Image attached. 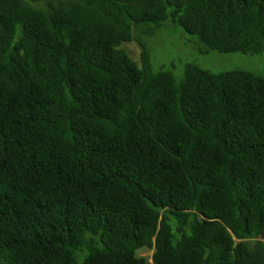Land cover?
Wrapping results in <instances>:
<instances>
[{"label":"trees","instance_id":"16d2710c","mask_svg":"<svg viewBox=\"0 0 264 264\" xmlns=\"http://www.w3.org/2000/svg\"><path fill=\"white\" fill-rule=\"evenodd\" d=\"M42 1L0 0V264H264V77L132 33L260 55L264 0Z\"/></svg>","mask_w":264,"mask_h":264},{"label":"rangeland","instance_id":"374dc122","mask_svg":"<svg viewBox=\"0 0 264 264\" xmlns=\"http://www.w3.org/2000/svg\"><path fill=\"white\" fill-rule=\"evenodd\" d=\"M28 1L33 3L37 0ZM38 4L43 5V1L38 0ZM132 33L141 38L148 48L153 72L170 70L176 79H181L188 65H197L213 73L242 69L264 77V54L207 50L197 36L187 34L182 28L170 22H166L151 35L143 33L140 28H133ZM120 47L140 65L141 48L137 42H124ZM138 255L151 261L152 250H140Z\"/></svg>","mask_w":264,"mask_h":264}]
</instances>
